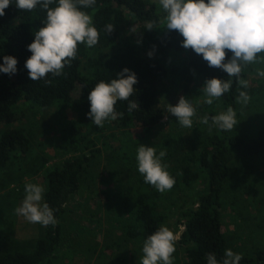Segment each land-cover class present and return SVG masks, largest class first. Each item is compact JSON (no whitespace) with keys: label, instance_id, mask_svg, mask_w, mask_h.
<instances>
[{"label":"trees","instance_id":"obj_1","mask_svg":"<svg viewBox=\"0 0 264 264\" xmlns=\"http://www.w3.org/2000/svg\"><path fill=\"white\" fill-rule=\"evenodd\" d=\"M50 7H55V0ZM82 10L93 17L100 33L99 42L93 48L80 44L76 58L65 66L62 75L48 74L37 81L29 78L25 68V61L31 55L27 45L34 39V32L43 26L46 10L38 5L31 12L22 11L13 3L0 16V64L5 55L17 60L15 73L0 72V183L5 171L22 170L30 159V135L36 123L30 121L27 126L22 121L24 109L31 112L55 109V130L48 143L55 148L53 154L61 156L49 163L50 157L43 154L41 162L34 164L45 190L41 203H47L53 210L56 224L41 225L38 237L28 248L0 250V264H53L56 248L65 234L63 221L73 213L69 209L71 199L84 189L88 198L96 191L93 174L103 152L98 142L109 129L117 132L105 134L102 146L107 136L115 140L119 132L130 137L131 130L137 127H142L143 134L135 140L128 139L134 147L120 154L119 149H110L105 156L110 165L106 173L115 178L110 188L101 192L104 201L96 200L97 206L102 203L106 206L105 236H122L118 244L121 240H131L142 248L150 234L166 226L170 207L184 199L182 193L198 182L201 188L196 192V204L187 207L178 204L173 211L178 216L175 225L182 226L177 240L182 259L175 258L176 264H207L210 253L222 264L228 249L222 209L230 205L226 202V187L231 169L238 160L264 155V105L260 101L254 104L255 116L248 117L240 128L243 115L237 101L239 90L252 96L257 89L250 82L247 89H240L233 78L230 91L214 99L211 105L206 103V109L209 114L218 115L232 107L239 121L237 125L230 131L214 126L206 135L197 136L196 144L180 157L176 138L171 133H163L156 139L151 137L152 129L164 117L161 92L178 86L183 91L194 88L202 92L205 101L204 82L213 77L226 80L227 74L222 69L209 67L192 49L183 48V37L178 32L164 29V17L161 18L159 4L154 0H96L94 6ZM126 21H130L128 34L123 33ZM149 21L155 22L157 29L147 30L145 25ZM108 25L113 26L110 33L106 31ZM147 50H152L155 56L147 57ZM164 59L166 64L161 63ZM125 67L137 77L134 95L129 98L137 102V109L129 110L128 101H118L117 118L106 120L98 127L86 115L90 110L88 93L101 80L116 79ZM242 78L249 81L247 68ZM141 144L154 147L157 155L160 150L166 151L162 163L175 179L171 190L161 193L145 183L136 161ZM21 193L26 195L22 189L15 196L18 198ZM257 228L264 236V222L258 223ZM0 236L5 235L0 233ZM241 255L240 264H264V247Z\"/></svg>","mask_w":264,"mask_h":264},{"label":"clouds","instance_id":"obj_2","mask_svg":"<svg viewBox=\"0 0 264 264\" xmlns=\"http://www.w3.org/2000/svg\"><path fill=\"white\" fill-rule=\"evenodd\" d=\"M13 3L22 11L31 12L38 5L46 10L43 26L34 32V39L27 45L31 55L25 61V68L32 81L44 79L48 74L62 75L65 66L76 58L80 44L93 48L99 42L100 33L93 17L82 10L94 6L96 0H55V7H50L54 0H0V16ZM159 5L165 13L164 29L178 32L183 37V48L192 49L209 67L222 69L227 74L226 80L213 77L204 82L205 103L211 105L214 99L228 93L233 78L240 89L248 88L249 81L242 78V73L249 65L264 64V0H159ZM145 26L149 31L157 29L153 21ZM112 30L113 26L108 25L107 33ZM16 66V58L5 55L0 72L11 75L17 71ZM256 72L264 77V69L258 68ZM137 82L136 74L125 67L116 79L96 83L88 93L90 110L86 115L102 127L106 120L117 118L118 101H128L129 110L137 109V102L129 99ZM250 99L246 91H238L237 101L241 105H247ZM167 112L181 126L192 128L195 109L185 96H180L175 105L168 104ZM211 121L224 131L233 130L239 122L232 107L212 116ZM202 122L208 124L209 117H203ZM165 155V150L157 155L154 147L142 144L136 154L137 169L145 183L161 193L171 190L175 184L162 163ZM44 191L39 184L27 183L26 195L16 211L30 223L55 225L53 210L47 203H41ZM176 242L177 235L172 230L159 227L143 243L141 264H173ZM242 258L241 254L226 249L222 264H240ZM207 264H219L214 254L208 255Z\"/></svg>","mask_w":264,"mask_h":264},{"label":"rangeland","instance_id":"obj_3","mask_svg":"<svg viewBox=\"0 0 264 264\" xmlns=\"http://www.w3.org/2000/svg\"><path fill=\"white\" fill-rule=\"evenodd\" d=\"M154 1L159 4V0ZM159 8L160 16L163 18L165 13L160 5ZM129 22H125L124 34H128L130 31ZM149 52L152 53L151 56L148 55ZM145 55L147 57L155 56L152 50H147ZM165 60H162L161 63L166 64ZM258 68L263 69V64L256 63L247 67L249 82L253 83L252 85L257 90L255 94L250 96L251 99L247 105H241L238 102V109L243 115L240 120V128L248 121V117L255 116L254 113L257 109L253 106L254 104L260 101L264 105V77L257 75L256 69ZM183 90L182 86H178L176 89L169 90L167 88L161 92L164 117L151 132L153 139L159 138L163 133H171L176 138V147L180 157L196 144L197 136L206 135L207 131L214 127L211 121V117L214 115L209 114L206 109L202 92L194 88ZM180 96H185L195 109V115L192 117V128L181 126L178 120L174 116L170 117V113L167 112L168 104H177ZM22 115V121L27 126L30 125V121L36 123L33 126V134L30 135L32 152L29 155L28 163L21 168L22 170H7L1 178L0 233L5 236H0V250L28 248L31 242L38 237L41 224L30 223L17 213L16 210L21 205L25 195L21 193L17 198L15 192L23 189L25 193L27 183L42 186L38 180L40 173L34 171V164L41 162V155L46 154L50 157L49 163L61 157L59 154H53L55 148L48 143L50 134L55 130V109L45 108L34 112L24 109ZM205 116L209 117L208 124L202 122ZM112 131L117 132V130L109 129L98 142L99 146L103 148V152L98 161V168L94 170L93 174V176L96 175V191L92 195L93 197L88 198L87 189H84L71 199L69 209H72L73 213L70 212L63 221L65 234L61 237L56 248V258L53 264H141L143 252L137 243H133L131 240H121L118 244L117 242L122 236H105L108 224L105 221L103 211L106 206L103 203L100 206L96 204L98 199L104 201L101 192L107 187L110 188L113 179H115L106 173L110 169V165L105 160L106 153H109L110 149H119L118 153L120 154L121 151L128 150L130 146L134 147L128 143V139L135 140V137L143 134L142 127L132 129L130 137L118 132L115 140H112L111 136H107L105 144L102 146L100 143L105 134ZM125 144L127 145L124 146ZM137 145L135 144V146ZM116 153L113 154L116 155ZM242 164L244 165L242 166ZM229 180L226 187L228 193L226 202L230 205L222 209V222L228 239V249L239 254L249 253L257 247H264V236L257 228L258 223L264 222V155L238 160L231 169V179ZM200 188L201 185L198 182L195 183L193 188L182 193L184 199L177 203L182 207L195 205L196 192ZM85 200L86 205H84ZM233 201L235 203H232ZM178 204H176L177 207H179ZM82 205L83 207L87 206L86 211L83 210ZM176 206L170 207V218L166 226L177 235L178 240L182 226L175 225L178 216L177 212L173 211L177 210ZM177 245L176 242L173 264H176L175 258L177 260L182 259L181 249H177Z\"/></svg>","mask_w":264,"mask_h":264}]
</instances>
